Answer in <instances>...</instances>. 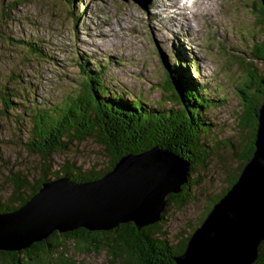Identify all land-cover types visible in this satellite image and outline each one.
<instances>
[{
  "label": "rangeland",
  "instance_id": "1",
  "mask_svg": "<svg viewBox=\"0 0 264 264\" xmlns=\"http://www.w3.org/2000/svg\"><path fill=\"white\" fill-rule=\"evenodd\" d=\"M159 3L152 0L141 9L134 0H75L72 6L59 0H0V95L9 94L11 103L6 109L0 99L2 203L11 199V176L20 174L35 184L46 162L50 173L69 164L84 170L108 167L109 155L91 140L73 142L48 161L25 149L33 103L52 107L75 95L83 82L78 64H85L89 75L96 67L102 71L107 97L141 99L143 109L162 113L179 110L166 91L164 72L179 55L184 80L204 88L209 104L199 117L205 125L193 140L198 160L188 174L187 202L167 204L158 237L177 247L195 232L210 202L239 173L253 134L252 127L240 125L238 88L249 71L264 81V62L251 57L254 45L264 40V23L257 0H195L190 12L180 10L182 4ZM75 247L69 240L56 255L66 264H111L105 249ZM57 256L52 257L56 262ZM18 259L25 262V255Z\"/></svg>",
  "mask_w": 264,
  "mask_h": 264
},
{
  "label": "trees",
  "instance_id": "2",
  "mask_svg": "<svg viewBox=\"0 0 264 264\" xmlns=\"http://www.w3.org/2000/svg\"><path fill=\"white\" fill-rule=\"evenodd\" d=\"M59 1L72 6L75 0ZM257 1L260 3L259 16L264 23V0ZM28 47L34 55H41L39 48L32 45ZM178 56H176L177 60L163 67L166 73V91L170 99L179 106L177 111L170 108L160 113L152 109H143L144 102L141 99L134 102L122 100L116 95L107 97L101 85L102 71L96 67V73L89 75L87 66L83 63L78 64L83 82L75 95L62 99L52 107L33 103L28 126L24 130L26 135L24 145L28 153L37 155L40 160L48 161L53 154L67 150L68 145L73 142L82 143L91 140L109 155V165L103 170L94 168L84 170L69 164L50 173L46 162L43 164V174L35 184L29 183L27 177L14 174L9 179L12 187L11 199L7 204L0 200V214L10 213L24 206L38 193L44 182L63 177L76 183L97 181L111 171L121 158L150 151L156 146L191 164L197 161L198 158L193 157L192 148L196 147L193 140L197 139V130L205 125L200 123L199 117L209 103L204 96V88L201 89L184 80L180 71L182 64L179 63ZM251 57L258 62H264V40L261 44L254 45ZM238 92L243 107L240 125L247 129L252 127L253 134L248 147H245L241 154L239 173L228 178L225 191L210 202L199 226L213 206L237 182L255 150L258 118L264 103V81L249 71L246 82L238 88ZM8 96L9 94L0 95L6 109L11 106ZM189 187L190 183L187 180L180 194L168 196L167 204L174 202L177 205H184L187 202ZM12 204L18 205L11 207ZM159 223L140 231L132 224H123L109 232H90L85 229L66 234L56 232L48 239L35 243L24 251L0 252V263L66 264L61 255L56 254L58 249L70 240L75 243L78 251L107 250L111 264L115 261H119V264H175L173 259L183 254L191 236L177 247L170 246L158 237ZM21 254L25 255V262L18 259ZM55 256L58 257L57 262L52 259ZM253 264H264V241L258 247Z\"/></svg>",
  "mask_w": 264,
  "mask_h": 264
},
{
  "label": "water",
  "instance_id": "3",
  "mask_svg": "<svg viewBox=\"0 0 264 264\" xmlns=\"http://www.w3.org/2000/svg\"><path fill=\"white\" fill-rule=\"evenodd\" d=\"M254 152L239 179L191 235L175 264H253L264 241V103ZM191 163L160 147L120 159L99 180L44 182L24 206L0 214V252H21L53 233L138 231L162 220L167 198L181 193Z\"/></svg>",
  "mask_w": 264,
  "mask_h": 264
},
{
  "label": "bare ground",
  "instance_id": "4",
  "mask_svg": "<svg viewBox=\"0 0 264 264\" xmlns=\"http://www.w3.org/2000/svg\"><path fill=\"white\" fill-rule=\"evenodd\" d=\"M135 1H136V2H139L138 0H135ZM199 1H200V0H199ZM166 2H170L171 5H173V6L177 5L176 2L174 3V0H166ZM185 2H186V0L183 1V3H185ZM196 2H197V1H196ZM183 3H182V4H183ZM163 4H165V3H163ZM183 7H185V8H183V10H188V11L190 12L191 10L189 9V7L192 8L193 6H186V5H185V6H183ZM193 9H194V8H193ZM183 10H182V11H183ZM200 11H201V10H200ZM198 12H199V11H198ZM184 13H185V12H184ZM176 23H178V22H176ZM187 23H188V22H187Z\"/></svg>",
  "mask_w": 264,
  "mask_h": 264
}]
</instances>
